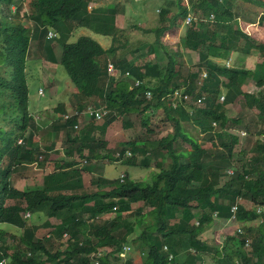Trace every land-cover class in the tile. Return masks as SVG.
<instances>
[{"label": "trees", "instance_id": "trees-1", "mask_svg": "<svg viewBox=\"0 0 264 264\" xmlns=\"http://www.w3.org/2000/svg\"><path fill=\"white\" fill-rule=\"evenodd\" d=\"M22 2L0 0V224L20 229L12 244L4 241L0 229V264H209L210 260V264H264V51L254 69L225 64L233 51L248 54L254 47L264 48L225 21L235 19L233 9L239 3L246 10L251 6L252 12L262 9L258 22H264V0H222L221 7L218 0H169L158 11L160 22L169 18V25L149 29L167 56L164 66L151 59L137 63L123 55L112 61L109 56L117 47L104 48L89 35L68 41L78 26L111 35L114 41V2L88 10L96 0H28V9L20 13ZM187 17L183 44L192 54H200L198 63L182 76L175 69L179 62L174 55L180 53L167 51L160 37ZM217 27H222L220 32ZM48 32L52 35L47 37ZM53 38L60 44L58 57L49 43ZM32 40L43 59L58 61L66 70L77 89L69 98L98 95L103 100V122L94 124L95 114H89L91 121L80 139L69 135L76 119L61 117L67 111L64 103L40 110L39 115H50L52 131L65 134V153L71 156L75 151L84 159H113L129 165H135V156L141 155L139 166L158 168L150 183L130 179L124 171L122 180L119 175L97 176L92 180L97 190L78 191L82 181L73 158L54 159V170L41 176L39 186L11 184L16 166H26L38 156H42L39 161L50 157L39 148L41 144L33 143L36 113L28 106L25 71ZM153 45L149 44V53ZM248 79L255 82L258 93L242 90ZM238 96L243 108L261 122L253 129L256 139L249 155L242 159L235 158L240 140L234 126L239 124L245 134L250 128L245 111L231 109ZM77 105L72 109L76 115L92 107ZM135 117L141 137L123 140L116 152L109 145L114 131L118 126L132 127ZM158 131L160 138L155 136ZM127 147L130 155L123 157ZM137 202L141 205L132 207ZM61 210L65 211L59 222L49 220ZM41 212L45 215L41 221L31 220ZM102 213H109L108 219L95 222ZM227 219L237 228L224 239L230 249L222 252L202 237V230ZM58 240L66 244L62 247Z\"/></svg>", "mask_w": 264, "mask_h": 264}, {"label": "rangeland", "instance_id": "rangeland-1", "mask_svg": "<svg viewBox=\"0 0 264 264\" xmlns=\"http://www.w3.org/2000/svg\"><path fill=\"white\" fill-rule=\"evenodd\" d=\"M22 1L24 8L20 10V13L23 10L28 9V0ZM168 1L169 0H96L95 3H90V5H88V10H94L98 5L104 8L110 5H105L108 2L116 3V39L113 41L111 35H103L100 33H96L87 27L78 26L74 27L68 41H74L77 36L81 34L89 35L96 39L104 48L109 47L110 45H114L115 47H117L114 55L109 56V59H111L112 61H114L115 57L123 55L126 56L127 59L136 61L137 63H142L146 59H151L152 61L156 60L160 66H164L167 61V56L163 49L159 47V45L154 43V40L156 39L155 33L149 29L160 27L163 25H169V18H166L162 22H160L158 18V11L160 7L166 6L168 4ZM184 2H186V0H184ZM223 4L224 2L222 3V0H218L217 7H221L223 6ZM242 7L244 6L238 3L237 7L233 9L234 16H236L235 19L225 21L231 27L243 30L246 35L251 38V41L255 40V42L257 43L264 44V22H258V18L262 9L259 12H257L258 9L255 10L256 12H252L253 8L251 6L248 7V10H246L247 8L243 9ZM11 8H14V6L12 5ZM170 9L174 11L176 9L175 5L172 4ZM25 21L26 20H23L22 22ZM189 21H186L185 19L184 22H177V24L170 25L169 28H167L160 37V40L164 43L167 51L177 49V52L180 53L176 56L174 55L177 62L180 63H177L175 69H177L179 72L181 71L182 76L187 75L189 67H193L198 63L197 61H199L200 54L199 51H195L192 54L183 44L185 26ZM218 27L217 29L220 32L222 27ZM46 42L48 41H45V43ZM49 43H51L52 49L56 57H58L60 54L59 42L56 38H53ZM149 44H154L153 52L150 53L148 52ZM262 50L264 51V48L254 47L248 54L233 51L228 55L227 59L225 60V64L233 67L237 66L240 68L254 69L255 64L260 61V54H262ZM215 60L218 63L220 62V59ZM110 68L111 67L109 66V69ZM25 71L29 97L28 106L31 113H34V110H44V108H51L60 102L64 103L65 109H67V111L66 113L62 114L61 117H74L76 119V122L72 124V127L69 130V135L78 136L79 139L82 136L84 127L88 124V122L91 121V118L89 117V111L85 110L78 113L77 115L74 111H72V109L74 110L77 103L91 105L92 110L98 109L99 117H96V119L92 122H94V124H100L103 122L104 118L102 114L104 113V110L102 109V98L98 95H94L93 97H88L86 99L84 98L83 100L81 99L82 101L75 98H69L71 97V93H73V95L74 92L77 94V89L70 80L66 70L58 61L52 62L43 59L36 43L33 40L29 42ZM254 83L255 82L252 79L246 80V82L241 86L242 90L258 93V88ZM223 92L225 93V90H223ZM231 109H233V112H238L241 109L242 113L243 111H245L244 116L248 122L247 124L250 128L249 131H247L245 134L243 127L239 126V124L234 126V128L238 129L237 133L240 140V144L235 147V158H246L249 155L251 145L256 139L253 129L259 128L261 122L259 118L252 117V114L249 113V110H245L243 108V103L240 96L232 101ZM47 116L49 117L50 115L47 113L39 115V112L35 114V133L33 143L38 145L41 144L39 145V148L44 150V153L48 152L50 157H46L47 160L45 161H39L42 156H38L36 158V161L27 164L26 166H16L17 168L13 170L10 177L12 185L19 188L34 187L37 185L39 186L41 176L54 170V159L68 161L73 158L76 159V167H79V177L82 181V187L78 189V191L82 190V192L84 191L86 193H91L98 188L97 184H95L94 181L92 182V180L96 179L97 176H105L107 179H112L122 171H126L130 179L144 181L146 183L151 182L152 173L158 168L153 165L147 168L139 166L137 162H139L141 155L138 154L135 156V165L125 164L120 162L119 160L113 159H97L94 161L91 159H84L78 157V154L75 151L71 152V156L66 154L65 146H63V144L67 142L66 136L63 133L59 136L57 131H52L50 129L51 121L47 118ZM57 116L58 113L56 114V117ZM134 119L135 123L132 127H117V129L114 131L115 137L110 139V148L114 147L113 149H116V152H118L121 149L123 140H138L141 137L139 130L141 128L137 124V117H135ZM186 127L189 129V132L191 134L197 135L196 131L194 130L195 128L192 125H187ZM5 128H7V126H5ZM159 133L160 132L158 131L155 134L157 138L161 137V134ZM199 137L204 139L206 138V136L202 134H199ZM50 142H53V144L51 146H48ZM183 145L185 147H188L186 143H183ZM46 148L47 151H45ZM239 149L241 151H238ZM126 150L129 151L130 149L128 147L124 149L125 152L123 154V157L129 156L126 155ZM83 153H85V150H83ZM115 155H117V153ZM167 161L168 160L166 159L164 165L167 163ZM239 162L240 161L238 160L237 164H239ZM231 170L232 168H228L226 171ZM104 185L107 186L108 184ZM100 188L105 190L108 189V187L105 186H100ZM89 199L92 198L89 197L87 200ZM10 202L11 200L6 201L7 204H9ZM132 205V207H137L140 206L141 203L137 202L133 203ZM142 209L143 211H145L146 207H143ZM64 211L65 210H61L57 217H50L49 220L53 222H59V216H61ZM108 216L109 213H102L98 216V218L96 216L95 222H102L103 220L108 219ZM40 217H42L43 219L45 215L41 212L40 216H35L31 220L38 222L42 220ZM129 219H132V216H130ZM215 225L216 226L210 227L211 237H208L207 239L205 237V239L209 241L210 245L218 246V248L222 252H225V249L230 248L226 246V244L224 243V239L227 236L232 235L236 231L237 224L227 219L218 220ZM0 229L4 231V241L7 244L15 243V241L18 240L20 229L5 223L0 224ZM215 230L217 232L214 233ZM206 231V229H203L202 233H206ZM42 233L43 231L40 230L39 232H37V235L40 236ZM232 242L237 244L236 240H232ZM65 244V241L58 240V245L64 246ZM10 252L11 250H8L7 253ZM219 253H217V256L218 254H222L221 252ZM122 254L123 252L121 253V255ZM6 260L8 262L9 258H7ZM210 262L211 260L209 261V264ZM205 264H208V262L206 261ZM212 264L218 263L213 261Z\"/></svg>", "mask_w": 264, "mask_h": 264}, {"label": "built area", "instance_id": "built-area-1", "mask_svg": "<svg viewBox=\"0 0 264 264\" xmlns=\"http://www.w3.org/2000/svg\"><path fill=\"white\" fill-rule=\"evenodd\" d=\"M186 21H189V17L186 18ZM50 35H52V32H48V36H50ZM109 66L112 68L111 64H109ZM111 68H110V69H111ZM147 94H148V92H147ZM102 109H103V108H102ZM103 110H104V109H103ZM87 111L90 112L89 114L94 113V114H95V118H96V117H99L98 109H97V110H92L91 108L88 107ZM104 112H105V110H104ZM103 114H104V113H103ZM103 114H102V115H103ZM126 155H130V151H126ZM122 176H123V175L120 176V180H122ZM245 245H248L247 242L245 243Z\"/></svg>", "mask_w": 264, "mask_h": 264}, {"label": "crops", "instance_id": "crops-1", "mask_svg": "<svg viewBox=\"0 0 264 264\" xmlns=\"http://www.w3.org/2000/svg\"><path fill=\"white\" fill-rule=\"evenodd\" d=\"M34 112L37 113V112H40V110H39V109H38V110H34ZM123 172H124V171L120 172L118 175L121 176V175L123 174ZM217 222H218V221H217ZM217 222H215V224H216ZM224 223H225V222H224ZM215 224H214L213 226H216ZM222 224H223V223H222ZM211 227H212V226H211ZM217 227H218V226H217ZM215 232H217V231L215 230L214 233H215ZM202 237H203L204 239H205V237H206V238L211 237V230H210V228L207 229L206 233H202Z\"/></svg>", "mask_w": 264, "mask_h": 264}, {"label": "bare ground", "instance_id": "bare-ground-1", "mask_svg": "<svg viewBox=\"0 0 264 264\" xmlns=\"http://www.w3.org/2000/svg\"><path fill=\"white\" fill-rule=\"evenodd\" d=\"M177 95V94H176ZM179 95V94H178ZM101 111V110H100ZM99 112V111H98ZM214 123V122H213ZM21 141V140H20ZM127 151V150H126ZM152 234V233H151ZM155 235H156V233H155ZM158 236V235H157ZM159 240V239H158ZM171 251V250H170ZM173 251V250H172ZM4 260V259H3Z\"/></svg>", "mask_w": 264, "mask_h": 264}, {"label": "clouds", "instance_id": "clouds-1", "mask_svg": "<svg viewBox=\"0 0 264 264\" xmlns=\"http://www.w3.org/2000/svg\"><path fill=\"white\" fill-rule=\"evenodd\" d=\"M39 93H40V92H39ZM19 141H20V140H19ZM122 175L124 176V173H123ZM246 242H247V241H246ZM246 242H245V243H246Z\"/></svg>", "mask_w": 264, "mask_h": 264}]
</instances>
